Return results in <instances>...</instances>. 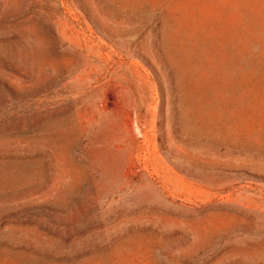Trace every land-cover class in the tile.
Here are the masks:
<instances>
[{"label":"rangeland","instance_id":"rangeland-1","mask_svg":"<svg viewBox=\"0 0 264 264\" xmlns=\"http://www.w3.org/2000/svg\"><path fill=\"white\" fill-rule=\"evenodd\" d=\"M0 264H264V0H0Z\"/></svg>","mask_w":264,"mask_h":264}]
</instances>
